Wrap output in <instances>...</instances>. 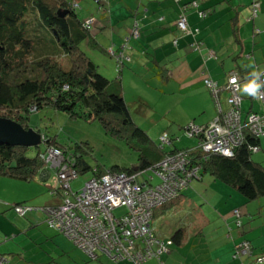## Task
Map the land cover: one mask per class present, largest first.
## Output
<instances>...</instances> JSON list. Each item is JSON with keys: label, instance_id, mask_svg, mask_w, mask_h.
<instances>
[{"label": "crops", "instance_id": "crops-1", "mask_svg": "<svg viewBox=\"0 0 264 264\" xmlns=\"http://www.w3.org/2000/svg\"><path fill=\"white\" fill-rule=\"evenodd\" d=\"M195 1L197 8L206 11L207 15L200 17L195 8L187 10L186 32L179 30L176 25L180 13V2L176 0H106L102 11L98 14L92 13L97 16L94 30L91 32L94 39L105 49L106 55H113L116 62L121 61L122 67L133 71L135 75L140 76V68L135 69L130 61H134L135 54L138 57L142 53L145 57L149 56L148 60L152 65L147 64L146 59L145 62L143 61L145 68L141 67V69L150 72L152 77L161 78L155 72L159 68H164L166 74L168 72L167 78L181 88L204 87L206 94L204 102L207 101L209 107H200V110L207 111L204 122H199L201 126L216 116L215 102L210 90L204 86V76L216 81L223 88L229 72L233 70L238 72L240 68L246 69L245 66L251 61H254L259 69H264V0ZM254 2L259 4L258 14L250 19L251 6ZM142 6L144 9H141ZM135 22L138 24V34L134 36ZM102 28L104 30H101ZM116 34L119 37L118 42L114 39ZM131 41L133 42L130 43ZM86 47L89 48L87 44ZM129 58L130 60L127 61L126 59ZM99 72L104 73L100 70ZM118 74L122 79L121 70ZM225 96L226 92L222 90L219 94L220 101H223ZM241 97L242 117L245 118L250 112L264 111L263 105L257 99ZM210 100L213 101L214 109ZM188 138L194 142H186L191 146H178L172 140L165 145L164 150L168 152L195 147L197 138L189 136ZM254 153L255 160L264 166V134L259 137L258 149ZM52 175L53 169H43L33 180L50 187L48 183H51ZM196 178L189 182L188 187L182 190L180 195L153 210L151 226L157 238L172 239L176 231L181 229L183 232V238L171 244L168 255L178 256L181 263L182 259L186 261L185 264H258L255 262V256L264 255V199L246 201L237 191L239 195H236L235 191L226 184L208 175L201 174ZM28 182L0 175V254L7 258V264L9 262L16 264L12 257L22 253L19 246L21 242H11L13 239L9 238L23 227L36 226L45 238L53 236V232H56L46 225L43 214L27 213L28 220L17 219L16 212L11 215L13 204H23L34 197L27 191ZM193 183H195L194 187ZM209 185L213 186L211 188L213 193L209 191ZM188 189L192 191L188 192ZM11 190L13 194L9 192ZM52 195L43 206L60 202L58 195ZM231 199L235 201L225 206ZM198 201H200L199 205ZM236 207H239L237 210L241 214L239 215L241 227L233 225L231 211ZM7 219H10L9 222L6 221ZM211 222H214V228L219 229V235L213 237L214 234L211 232L210 238L216 242L208 243L211 246L209 249L203 242V237L205 229ZM240 239L249 240L253 252L251 256L236 259L233 257L234 247L240 243L237 242ZM199 243L201 247L192 252ZM184 246H187L186 249L178 253L177 249L180 250ZM207 248L208 250H203ZM207 252H212V261L203 262L201 254ZM17 259L20 260L19 257ZM23 260L29 262L27 259ZM77 260V258L72 259L71 263L76 264ZM80 261L79 264L85 262L83 258ZM112 262V264H133L126 260ZM148 262L158 264L155 259H149L146 263Z\"/></svg>", "mask_w": 264, "mask_h": 264}, {"label": "trees", "instance_id": "trees-1", "mask_svg": "<svg viewBox=\"0 0 264 264\" xmlns=\"http://www.w3.org/2000/svg\"><path fill=\"white\" fill-rule=\"evenodd\" d=\"M79 1L81 0H0V117L28 128L31 113L50 106L65 112L71 118L99 120L109 131L135 138L136 142L142 144L139 163L127 168H92L81 154L71 152L55 137L44 135L43 148L0 143V175L30 181L41 170L53 169L50 162L43 158L48 147L56 148L64 154L71 153L77 174L91 170L94 177H100L107 170L128 174L137 170L140 172L155 166L165 155L189 149L167 152L164 150L166 144H161L160 137L158 145L135 125L122 95L121 79H108L101 74L96 62L82 49V44L85 43L91 49L105 52L92 36L90 27L83 22L84 18H78L76 10L81 8ZM92 1L98 7L101 5L97 0ZM178 2L180 9L185 5L186 11L195 8L198 15L200 12L207 15L206 11L197 8L195 0ZM90 16L95 17L94 14ZM60 55L66 58L67 68L62 65ZM164 71V68H159L155 74L160 76L164 73L161 77H167ZM246 71L247 69L240 68L237 72L241 74V79ZM258 141L259 138L245 132L241 145L233 150L231 156L194 151L188 167L198 165L197 177L201 174L208 175L237 191L246 201L263 198L264 166L252 158V147H258ZM75 148L77 151L78 146ZM188 185L189 183L185 188ZM56 189L52 194L62 195ZM12 206L14 208L15 205ZM121 209V212L115 210V214H124L125 209ZM44 222L46 223L45 215ZM182 234L181 229L176 231L171 244L179 242ZM100 254L105 255L96 252L95 258Z\"/></svg>", "mask_w": 264, "mask_h": 264}, {"label": "rangeland", "instance_id": "rangeland-1", "mask_svg": "<svg viewBox=\"0 0 264 264\" xmlns=\"http://www.w3.org/2000/svg\"><path fill=\"white\" fill-rule=\"evenodd\" d=\"M93 2L94 1L92 0H81L79 1L81 8L76 10V14L78 15V18L79 19L84 18L83 22L85 23L87 22L89 24L90 31L92 32L95 27L94 24L96 23L95 18L97 15L94 17V16H90V14L92 13L98 14V12L102 11L104 5L106 4V0H104V2H102L99 7L96 6V4ZM141 9H144V7L142 6ZM116 23L120 24L119 22ZM101 30H104V28H102ZM118 38L119 37L116 34V36L114 37L116 42H118ZM135 41L138 42L137 40H134V42ZM132 42L133 41H131L130 43ZM82 49L87 53L88 56H90L96 62V64L99 66V70L101 72H104L103 74L108 79H116L118 77L120 78L118 73L120 72V70L122 71V79H121L122 95L127 103L132 120L135 123V125L141 128V130H143L145 133H147V135L153 141H155L159 145V136L162 135L163 139L167 138L168 139L167 141H169V143L172 142L173 140V142H176L175 144H177L178 146H186V145L191 146L186 143L187 141L194 143L191 138H188V135L186 134L184 128L186 127V124H190V123L200 125L199 122L203 123L207 117V111L204 112L203 110H200V107L201 108H203V106L209 107L208 106L209 103L207 101L204 102V98L206 97L205 91L203 89L204 87L199 88L200 86L198 87L192 86L187 88H181L176 83H174L170 78L152 77L150 72L143 70L145 68V65H143L144 64L143 61L145 62L146 59L148 60L149 56L145 57L144 55H142V53L141 56L138 57L135 54L133 59L134 61H130V63H132V66L135 69L140 68L141 73L139 76V75H135L133 71L128 70L126 67L123 68L121 65V61L116 62L114 56L111 54H109L111 55L109 56L106 55L104 52L99 51V49L87 48L85 43L82 44ZM59 59H62L61 60L62 65L64 66V68H67L66 66L68 64L66 62L67 61L66 58H64L63 55H60ZM126 60L129 61L130 58ZM147 64H149L150 66L152 65V63L149 60L147 61ZM141 67H143V69H141ZM168 68L169 67H166V69ZM163 75L164 73L160 76ZM210 103L213 108V101L210 100ZM28 123H29V127L40 132L42 136L46 135V136L55 137L60 144H63L65 147L69 148L71 152H76L78 155L81 154L84 160L88 162V164L92 168L100 167L102 169L103 168L108 169L115 166L127 168V167H134L139 163V153L141 152L142 144L136 142L135 138H130L129 136L124 137L120 133H114L109 131L107 128L104 127L102 122L99 120L86 121L83 119L71 118L65 112L57 111L50 106H45L31 113ZM43 145L44 144L42 142L39 146L43 148ZM77 146L78 149L76 151L75 147ZM167 146L169 147V145ZM166 156L168 155H165V157ZM254 157H255V153L252 154L253 159H255ZM161 161H159L155 166H158L161 163ZM149 168H154V166H150ZM115 172H119V171H115ZM138 172L139 171L137 170L135 173ZM149 174L154 175L153 177L154 183H157L159 181L158 177L152 171H147L146 174L143 173L142 175H139V180L144 179L145 176ZM91 177H92L91 170L85 173L78 174L77 178H74L70 181V187L72 191H78L81 189L82 192L83 191L82 187L85 181L89 180ZM57 182L58 181L54 170H53L51 183H48L50 187L36 183L35 180L29 181L28 182L29 185L27 186V191L28 193L32 194V196L34 195V197L28 199L23 204L28 207L34 208L36 210L28 211L25 214H19V213L16 214L14 208H11L10 210L11 215H14L15 213L18 216V217L15 216L17 219L20 218L21 220H28L27 213L35 212V213L43 214L40 208L43 205H45L44 204L45 202L50 200L51 196H53L52 191L53 192L57 191L56 188L51 187V186L57 187ZM192 186L194 187L195 183H193ZM192 186L190 185V187ZM212 187H213L212 185H209L208 187L209 191H211ZM58 191L63 193L65 189L61 188L60 186L58 187ZM190 191H192V189H188V192ZM9 192L13 194L12 190ZM235 193L236 195H239L237 194L236 191ZM58 196H59V201H61L63 199L62 197L63 195H58ZM172 199L173 198L169 200H165V202H162L160 204L163 205L165 203H168ZM262 199H264V197ZM234 201L235 200L233 199L229 200L226 203L227 205L225 204V206L231 205L232 202ZM199 202L200 201H198V205ZM18 204H22V203H15L14 205H18ZM238 208L239 207H236L231 211L232 213L231 216L234 221L233 225H238V222L241 221V216H239L241 215L240 211H239V215H237V213L235 212V209L237 210ZM122 210L123 209H118L116 210V212H121ZM9 220L7 219L6 221L9 222ZM95 223L98 225L99 228L101 227L98 224L99 222H97L96 220ZM213 225L214 222H211L209 227L205 229L204 232L205 236L203 237V242H205L206 246L209 249L211 248V246H209L208 243L216 242V240L214 241L213 239L210 238L211 232H213L214 234L213 237H218L219 235V229L214 228ZM238 226L241 227L242 225H238ZM150 227L152 229L151 231L153 236H156L151 226V222H150ZM111 230L112 229L108 228V229H103L101 232L105 231L110 234ZM236 233L238 234V231ZM51 236L47 238L43 237L40 229L37 228L36 226L27 225L23 227L22 229L17 231L16 234L11 235L9 238V239H13V241L11 242H15V243H18V241L21 242L19 246L22 249L21 250L22 253L20 255H15L14 257H12V259H15L16 264H66V263L72 264L71 263L72 259L76 260V258L78 259L76 264L81 263L80 261L81 258L85 260V262L82 264H102V263L105 264L108 261L110 262V264H112L113 263L112 261L117 262L115 260H112L111 257L108 258L102 254H100L97 258H95V256L92 257L87 256V254H85L82 250L76 247L72 242V240L66 237L64 234L53 232V236L52 237ZM182 238H183V234L181 236V239ZM169 240L171 241L172 239H166L161 241L167 242ZM237 242L242 243L243 241L242 239H240ZM240 243H237L234 247V252L236 254H238L237 252L243 250L242 245L240 246ZM186 247L184 246L180 250L177 249V252L178 253L183 252L184 249H186ZM200 247L201 244L200 243L197 244L195 248L192 249V252L196 251L197 248ZM249 247L252 248V246L248 244V250ZM208 248L203 250L204 251L208 250ZM165 249L166 250L160 252L159 255H157L156 257H152L150 259L157 260L158 264L186 263V261H184L183 259L181 263L179 257L176 255L174 256L168 255L171 249V244L166 245ZM243 251H246L247 253V250H243ZM200 252L203 251L200 250ZM211 254L212 252L201 254L202 255L201 257H203L202 258L203 262L212 261ZM248 255L251 256V254ZM168 256L169 259H167ZM245 256L247 255H242V257ZM259 256L262 255L255 256V262H257V257ZM3 257L6 259L5 256ZM18 257L20 258V260L17 259ZM23 259H27L29 262H26ZM123 260L129 261L127 259H122V260L120 259L119 261H123ZM148 260L149 259H146L142 263H146V261ZM31 261L33 263H31ZM146 264H150V262Z\"/></svg>", "mask_w": 264, "mask_h": 264}, {"label": "built area", "instance_id": "built-area-1", "mask_svg": "<svg viewBox=\"0 0 264 264\" xmlns=\"http://www.w3.org/2000/svg\"><path fill=\"white\" fill-rule=\"evenodd\" d=\"M97 2L102 3L104 0ZM258 9L259 4L254 2L251 6L250 19L257 15ZM205 15V12L199 13L200 17ZM85 24L90 27L87 22ZM134 25L135 36L138 34L137 22ZM176 25L183 32L188 30L185 5L180 9ZM111 53L114 54L113 51ZM233 76L239 77L235 70L229 72L223 88L211 78L203 77L204 85L212 93L216 116L205 125L188 124L185 131L189 137L197 138L195 147L178 150L175 154L166 156L163 162L161 161L154 168H147L130 175L107 170L100 177L92 176L85 181L82 192L81 189L72 191L70 181L78 177L73 167V155L48 147L43 158L46 162H50V166L55 171L58 181L56 188L61 186L65 191L59 204L40 208L45 215L47 225L70 238L75 246L90 257L95 256L96 252H101L115 261L127 259L134 264H140L166 250L165 246L171 244V241L157 240L151 231L153 210L165 200L175 198L191 179L197 177L198 165L188 167L194 157L193 152L200 151L202 154L229 157L233 154V150L241 145L245 132L257 138L264 134V111L250 112L242 118L240 110L242 97L229 83ZM222 90L226 92V96L220 101L219 94ZM257 100L264 107V98ZM167 140L160 136L161 144H169ZM257 149L256 146L252 147L253 152ZM147 171L155 173L159 181L153 182V174L139 180V175L146 174ZM121 208L125 209L124 214H115V210ZM14 210L16 213L25 214L36 209L18 204L14 206ZM235 212L239 215L238 210ZM95 220L99 222L100 228ZM108 228L112 229L110 234L101 232ZM242 241L240 243L242 249L252 254V248L249 247L248 250V244L251 245L249 241L245 239ZM243 250L237 252L238 254L234 252L233 257L248 255ZM257 262L264 263V256L257 257ZM0 264H7L2 255H0Z\"/></svg>", "mask_w": 264, "mask_h": 264}, {"label": "water", "instance_id": "water-1", "mask_svg": "<svg viewBox=\"0 0 264 264\" xmlns=\"http://www.w3.org/2000/svg\"><path fill=\"white\" fill-rule=\"evenodd\" d=\"M42 142V135L37 130L31 127L24 128L11 119L0 117V143L33 147L39 146Z\"/></svg>", "mask_w": 264, "mask_h": 264}, {"label": "clouds", "instance_id": "clouds-1", "mask_svg": "<svg viewBox=\"0 0 264 264\" xmlns=\"http://www.w3.org/2000/svg\"><path fill=\"white\" fill-rule=\"evenodd\" d=\"M245 68L247 69L243 82L237 76L231 77L229 83L243 97L252 99L264 98V69H259L254 61L249 62Z\"/></svg>", "mask_w": 264, "mask_h": 264}, {"label": "bare ground", "instance_id": "bare-ground-1", "mask_svg": "<svg viewBox=\"0 0 264 264\" xmlns=\"http://www.w3.org/2000/svg\"><path fill=\"white\" fill-rule=\"evenodd\" d=\"M122 57V56H121ZM192 153V152H191Z\"/></svg>", "mask_w": 264, "mask_h": 264}]
</instances>
